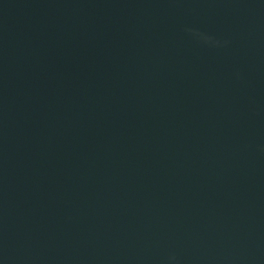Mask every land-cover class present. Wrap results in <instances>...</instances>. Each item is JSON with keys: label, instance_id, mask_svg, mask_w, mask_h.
Wrapping results in <instances>:
<instances>
[{"label": "water", "instance_id": "95a60500", "mask_svg": "<svg viewBox=\"0 0 264 264\" xmlns=\"http://www.w3.org/2000/svg\"><path fill=\"white\" fill-rule=\"evenodd\" d=\"M0 264H264V0H0Z\"/></svg>", "mask_w": 264, "mask_h": 264}]
</instances>
